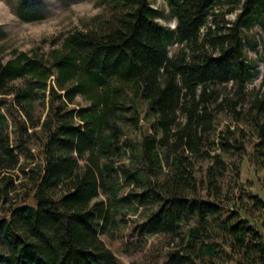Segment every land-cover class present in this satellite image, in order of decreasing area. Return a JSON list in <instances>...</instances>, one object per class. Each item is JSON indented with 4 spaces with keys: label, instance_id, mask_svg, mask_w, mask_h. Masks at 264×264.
Masks as SVG:
<instances>
[{
    "label": "trees",
    "instance_id": "trees-1",
    "mask_svg": "<svg viewBox=\"0 0 264 264\" xmlns=\"http://www.w3.org/2000/svg\"><path fill=\"white\" fill-rule=\"evenodd\" d=\"M164 1L173 28L106 0L46 47L0 48V264H125L99 236L123 238L122 209L154 238L130 264H264L240 183L246 156L264 170V52L250 89L245 51L264 0Z\"/></svg>",
    "mask_w": 264,
    "mask_h": 264
},
{
    "label": "rangeland",
    "instance_id": "rangeland-1",
    "mask_svg": "<svg viewBox=\"0 0 264 264\" xmlns=\"http://www.w3.org/2000/svg\"><path fill=\"white\" fill-rule=\"evenodd\" d=\"M151 3L162 13L157 19L158 22L173 28L175 20L169 16L166 2L151 0ZM27 7L38 15L37 19L25 20L20 16L19 8ZM105 9L106 0H0V48L8 57L12 49L26 51L36 45L46 47L52 37L75 27H81L83 22L103 13ZM235 14H229L227 17L234 19ZM246 35L249 40L245 49L247 59L254 65V76L248 88H259L263 76L260 57L264 52V29L254 24L246 30ZM253 42L256 44L251 47ZM247 150L251 152V147L248 146ZM240 183L245 190L264 201V170L255 167L249 156H246L242 162ZM120 216L121 227L125 230L123 238L112 239L102 233L99 236L123 263L130 264L143 255L154 238L128 235L127 230L132 225L134 215L131 211L122 209ZM243 216L248 218L264 238V214L255 213L254 217L245 214Z\"/></svg>",
    "mask_w": 264,
    "mask_h": 264
}]
</instances>
